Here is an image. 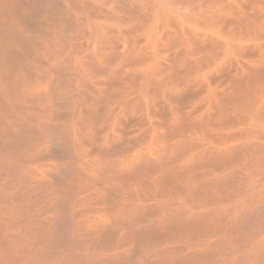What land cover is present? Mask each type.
Instances as JSON below:
<instances>
[{
  "label": "bare ground",
  "instance_id": "obj_1",
  "mask_svg": "<svg viewBox=\"0 0 264 264\" xmlns=\"http://www.w3.org/2000/svg\"><path fill=\"white\" fill-rule=\"evenodd\" d=\"M0 264H264V0H0Z\"/></svg>",
  "mask_w": 264,
  "mask_h": 264
}]
</instances>
